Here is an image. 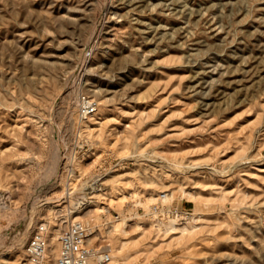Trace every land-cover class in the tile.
Here are the masks:
<instances>
[{
	"label": "rangeland",
	"instance_id": "1",
	"mask_svg": "<svg viewBox=\"0 0 264 264\" xmlns=\"http://www.w3.org/2000/svg\"><path fill=\"white\" fill-rule=\"evenodd\" d=\"M77 215L108 264H264V0H0V264Z\"/></svg>",
	"mask_w": 264,
	"mask_h": 264
},
{
	"label": "built area",
	"instance_id": "2",
	"mask_svg": "<svg viewBox=\"0 0 264 264\" xmlns=\"http://www.w3.org/2000/svg\"><path fill=\"white\" fill-rule=\"evenodd\" d=\"M98 107L99 102L96 98L87 94L82 95L80 106L82 117L88 118L96 113ZM99 178H96L97 182ZM88 193L87 190L79 196L80 203L83 196L91 195V192L89 195ZM53 226L54 224L46 219L35 224L26 241L24 264H106L111 261V245L101 241V234L96 235V228L86 219L77 216L61 219L57 252L51 249L50 237Z\"/></svg>",
	"mask_w": 264,
	"mask_h": 264
},
{
	"label": "bare ground",
	"instance_id": "3",
	"mask_svg": "<svg viewBox=\"0 0 264 264\" xmlns=\"http://www.w3.org/2000/svg\"><path fill=\"white\" fill-rule=\"evenodd\" d=\"M73 89V88H72ZM86 150V149H85ZM97 180L98 179H95L92 183H90L89 184V186H88V189H89V193L91 192V195L90 196H87L86 198H83V205H85V206H83L82 205V208L83 209H85V208H88V206L90 207V204H92L94 201H95V197L96 196H98V194H100V193H96V192H94V191H98V190H104L105 188H106V185H105V183L104 182H97ZM102 181V180H101ZM105 181V180H104ZM106 182V181H105ZM108 185V184H107ZM108 190V189H107ZM88 193V194H89ZM49 198V197H48ZM50 199V198H49ZM94 200V201H93ZM62 202H58L57 203V205L58 204H61ZM61 206V205H60ZM59 206V207H60ZM62 207V206H61ZM58 208V207H57ZM105 209H104V207H101V206H96V207H92V208H88L85 212H84V214H88V213H91V212H101V211H104ZM75 216V215H74ZM80 215H77V217H79ZM82 216V215H81ZM87 220V222H90L91 223V221L90 220H88V219H86ZM122 223H126V220H123L122 221ZM121 222H116V224H114V227L115 226H119V225H121L122 224ZM182 225V226H181ZM180 225V227H181V229H187L188 228V225L187 224H181ZM60 226V225H59ZM193 226H195L194 224H193ZM97 229V228H96ZM169 229V227L168 226H166L165 227V230H168ZM111 231V230H110ZM59 233H60V228H58L57 230H56V232L54 233V235H52L51 236V238H50V241H51V249L54 251V252H57L58 251V236H59ZM26 234H27V232L26 231H23L22 232V234H21V236H19V238L17 239L18 240V243H22L24 240H25V238H26ZM109 263V262H108ZM108 263H106V264H108Z\"/></svg>",
	"mask_w": 264,
	"mask_h": 264
}]
</instances>
